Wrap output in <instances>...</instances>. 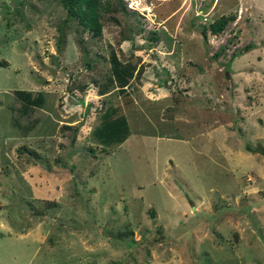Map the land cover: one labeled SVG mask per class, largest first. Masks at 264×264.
Wrapping results in <instances>:
<instances>
[{
	"label": "rangeland",
	"instance_id": "1",
	"mask_svg": "<svg viewBox=\"0 0 264 264\" xmlns=\"http://www.w3.org/2000/svg\"><path fill=\"white\" fill-rule=\"evenodd\" d=\"M99 20L0 0V264H67L50 229L96 264H264V0Z\"/></svg>",
	"mask_w": 264,
	"mask_h": 264
},
{
	"label": "trees",
	"instance_id": "2",
	"mask_svg": "<svg viewBox=\"0 0 264 264\" xmlns=\"http://www.w3.org/2000/svg\"><path fill=\"white\" fill-rule=\"evenodd\" d=\"M64 6L67 14L69 16H74L77 18L78 22L87 29L92 31V34L99 33L100 20L99 13L102 6L105 4V0H60ZM224 17L219 19L218 26L222 25ZM204 32V30H203ZM24 97L22 100H26L29 104H35V102L40 101V97L33 95L32 98L29 91H20ZM21 95V96H22ZM20 96V97H21ZM39 99L35 101L34 99ZM113 111V110H112ZM105 129H108L109 133H114L116 131V122L107 123Z\"/></svg>",
	"mask_w": 264,
	"mask_h": 264
},
{
	"label": "crops",
	"instance_id": "3",
	"mask_svg": "<svg viewBox=\"0 0 264 264\" xmlns=\"http://www.w3.org/2000/svg\"><path fill=\"white\" fill-rule=\"evenodd\" d=\"M242 55V53L240 54V56ZM27 91V90H26ZM42 102H43V97H41V99H40V101H38V102H35V104H29V103H27L26 104V106H27V108L25 109L26 110V114H28V111H30L31 110V112L33 113V110H36V112L35 113H37L38 112V110L40 111H42V113L41 114H43V113H45V114H47L46 113V109L42 106ZM41 107V108H40ZM38 109V110H37ZM24 110V111H25ZM61 115V114H60ZM58 117V116H57ZM44 118V117H43ZM43 120V119H42ZM55 120H58V121H60L58 118H56V119H54V118H52V121L54 122ZM54 125H55V122H54ZM54 128V127H53ZM53 128H52V130H53ZM51 130V131H52ZM50 131V132H51ZM49 132V133H50ZM35 135H39V134H35ZM35 137V136H34ZM33 138V137H32ZM1 205V204H0ZM49 232H50V234H51V236H49V237H54V238H51V241H48V244H47V246L49 247V248H53L54 246H57L56 248H59L60 249V251H59V253H63L64 255L63 256H65V260H63V262H67V264H71L69 261L71 260H74V258H76V259H78L77 261L75 260V263L74 264H76V263H78V264H96V262L99 260L98 258H94V257H90L89 259L87 258V259H82V257L81 256H79V254H77V253H75V254H73V252H70V248H69V246L68 245H66V241L64 240V241H62V244H64V245H62L61 244V242L59 241V236H61V232H60V230L59 231H53V230H49ZM27 233L29 234L30 233V231H28V232H26L25 234L27 235ZM68 234H72V232H67ZM64 234V237H65V234H66V232H64L63 233ZM62 234V235H63ZM29 236H32V237H34V238H38V239H42L43 240V238L46 236L45 235V232H43L42 234H40V236H39V232H36V234L35 233H33L32 235H30L29 234ZM74 236H76V235H74ZM69 237L73 240V242H76V243H74V245H73V247L74 248H79L80 249V247H81V245H77V243H78V239L79 240H81V238H78V239H74L73 238V235H69ZM69 237H66L67 239L69 238ZM63 238V237H62ZM39 242V241H38ZM41 242V241H40ZM43 242V241H42ZM81 242V241H80ZM61 244V245H60ZM71 253V254H70ZM62 256V257H63Z\"/></svg>",
	"mask_w": 264,
	"mask_h": 264
}]
</instances>
